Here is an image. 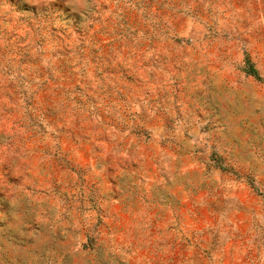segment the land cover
<instances>
[{"label": "rangeland", "instance_id": "374dc122", "mask_svg": "<svg viewBox=\"0 0 264 264\" xmlns=\"http://www.w3.org/2000/svg\"><path fill=\"white\" fill-rule=\"evenodd\" d=\"M95 2L0 0V264H264V0Z\"/></svg>", "mask_w": 264, "mask_h": 264}, {"label": "clouds", "instance_id": "9594fccd", "mask_svg": "<svg viewBox=\"0 0 264 264\" xmlns=\"http://www.w3.org/2000/svg\"><path fill=\"white\" fill-rule=\"evenodd\" d=\"M72 4L79 9H83L85 13L89 16H95V9H99L100 5L95 2V0H70ZM5 136L11 137L12 142H17L15 148L9 147L8 141H5V151L4 159L9 162L17 171H14V175H20L22 177L21 185L22 187L18 190L17 200L21 205L30 203L26 199L27 193L23 190L31 186L32 190L35 192L37 188L44 187L45 185L40 183V179L37 175L32 174L31 159L32 153L27 150L26 145L21 146L22 141H20L21 134L18 131H9L5 129Z\"/></svg>", "mask_w": 264, "mask_h": 264}, {"label": "trees", "instance_id": "16d2710c", "mask_svg": "<svg viewBox=\"0 0 264 264\" xmlns=\"http://www.w3.org/2000/svg\"><path fill=\"white\" fill-rule=\"evenodd\" d=\"M250 72H251V73H255V70H254V69H250Z\"/></svg>", "mask_w": 264, "mask_h": 264}]
</instances>
